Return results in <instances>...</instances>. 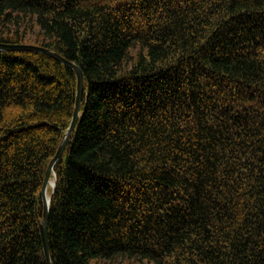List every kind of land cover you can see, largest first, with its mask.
<instances>
[{
	"label": "trees",
	"instance_id": "trees-1",
	"mask_svg": "<svg viewBox=\"0 0 264 264\" xmlns=\"http://www.w3.org/2000/svg\"><path fill=\"white\" fill-rule=\"evenodd\" d=\"M112 2L0 0V43L83 75L51 263L264 264V0ZM75 98L69 67L0 51V264H46Z\"/></svg>",
	"mask_w": 264,
	"mask_h": 264
},
{
	"label": "water",
	"instance_id": "water-1",
	"mask_svg": "<svg viewBox=\"0 0 264 264\" xmlns=\"http://www.w3.org/2000/svg\"><path fill=\"white\" fill-rule=\"evenodd\" d=\"M0 51L2 52H35L47 55L54 60L58 61L59 63L63 64L64 66L69 67L75 73L76 77V98L74 109L72 112V117L69 123V126L66 132L63 135V138L58 146V149L52 159L49 161L44 180L39 192V198L42 202V219L40 221L39 231H40V238L42 243L43 255L46 264H52L49 256V247H48V213H49V206L51 202L52 192L55 187V174H54V167L57 161L62 157L63 152L69 142V139L76 127L77 121L79 119V112L81 106V98H82V90H83V75L82 71L79 67H77L74 63L64 59L56 52H53L47 48L30 45V44H3L0 43ZM53 180L51 187L50 181ZM50 188L51 193L48 195V189Z\"/></svg>",
	"mask_w": 264,
	"mask_h": 264
},
{
	"label": "rangeland",
	"instance_id": "rangeland-1",
	"mask_svg": "<svg viewBox=\"0 0 264 264\" xmlns=\"http://www.w3.org/2000/svg\"><path fill=\"white\" fill-rule=\"evenodd\" d=\"M113 0H82V2H84L85 4L86 3H91V2H94V3H101V4H108V5H110V3L112 4V3H114V2H112ZM113 7H115V6H113ZM50 188L48 189V195L50 194Z\"/></svg>",
	"mask_w": 264,
	"mask_h": 264
},
{
	"label": "bare ground",
	"instance_id": "bare-ground-1",
	"mask_svg": "<svg viewBox=\"0 0 264 264\" xmlns=\"http://www.w3.org/2000/svg\"><path fill=\"white\" fill-rule=\"evenodd\" d=\"M52 183H53V180L50 181V185H49V187H51Z\"/></svg>",
	"mask_w": 264,
	"mask_h": 264
}]
</instances>
